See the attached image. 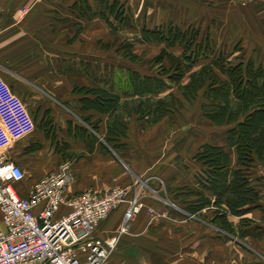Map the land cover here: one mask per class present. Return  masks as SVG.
Masks as SVG:
<instances>
[{
  "label": "crops",
  "instance_id": "1",
  "mask_svg": "<svg viewBox=\"0 0 264 264\" xmlns=\"http://www.w3.org/2000/svg\"><path fill=\"white\" fill-rule=\"evenodd\" d=\"M116 1L126 4L130 0ZM178 2L185 7L178 13L153 18L155 25L198 26L204 20L211 25L217 23V14L225 11L229 14L225 22L230 27L225 24L229 36L255 39L264 36V0L248 6L229 0ZM101 6H105L102 0H4L2 3L0 73L30 112L25 127L20 129L17 141L15 138L14 146L8 151V156L26 171V177L16 184L20 195L27 197L39 178L55 170L61 161L70 160L76 174L70 184L71 193L88 188L103 191L116 185L142 187L141 199L146 209L128 232L118 234L127 203L97 227L95 236L114 245L103 264H264V161L257 162L249 171L260 198L243 216L228 214L230 231L213 221L217 207L212 202L190 214L171 201L195 200L200 191L212 201L214 196L196 178L200 166L193 155L197 150L191 156L194 165L189 169L187 158L179 153L173 159L162 158L159 150L156 154L150 133L162 120L146 125L136 115L129 125L127 149H114L106 141L109 114L82 107L80 98L84 94L75 88L100 87L88 65L106 63L91 60L89 50H82L91 48L85 38H89L92 21L106 32L105 20L99 15L92 18L89 9L99 12L102 8L96 9ZM204 10L215 13L207 16ZM147 19L144 17L133 28L136 35L143 24L150 26ZM219 25L225 26L221 22ZM88 116L95 128L83 119ZM135 125L145 129L144 135L140 133L141 143L135 139L136 133L133 134ZM205 142L228 147L226 138L221 143ZM187 188L192 189L190 193ZM149 208L157 214L151 216ZM68 210L63 205L56 215ZM242 218L248 221L242 222Z\"/></svg>",
  "mask_w": 264,
  "mask_h": 264
},
{
  "label": "trees",
  "instance_id": "2",
  "mask_svg": "<svg viewBox=\"0 0 264 264\" xmlns=\"http://www.w3.org/2000/svg\"><path fill=\"white\" fill-rule=\"evenodd\" d=\"M102 3L108 13L101 11L99 15L110 27L117 29L119 25L129 28L136 26L134 16L124 4L108 0H102ZM190 27L191 25L187 26ZM187 28L174 23H162L153 27L143 24L135 38L139 43L164 44L161 54L163 53L171 62V66L178 71L175 75H169L168 80L159 75L129 69L126 70V80L131 91L129 93L126 90L121 95L115 90L114 82L117 81V71L122 69L107 62L97 64L94 68L89 64L88 69L92 77L101 86L75 88V91L84 94L80 98L84 109L109 114L106 141L112 148L123 150L127 149L126 140L133 116L137 115L139 121L147 125L156 124L168 115L179 113L185 102H194L203 93L202 97L207 101L201 104L204 116L217 126H227L225 138L228 147L205 142L193 155V159L200 166L196 178L204 188L212 191L214 199L212 201L200 191L195 200L181 203L175 199L171 201L190 214H195L212 202L217 207L213 212L216 215L213 221L231 231L228 214L243 216L255 207L260 198V192L250 179L249 171L257 162L264 161V65L256 63L253 59L234 62L221 53L219 57L210 58V62L201 68L193 69L198 56L202 54L201 51L213 47L209 39H195L193 46V42L187 39ZM179 45L185 48L183 54L166 52L167 48ZM119 52L125 59L133 62L139 60L131 42L125 43L119 48ZM203 54L210 56L206 52ZM187 75L189 80L182 82ZM108 81L111 82L110 85ZM169 81L178 83L177 92L171 90L173 88ZM127 95L137 101L132 106L126 104V107L131 109L126 115L120 116L119 109L123 104V97ZM83 119L92 127H96L91 122V117ZM190 190L192 189L187 188L188 193ZM145 209L144 207L140 214ZM241 220L248 221L245 218Z\"/></svg>",
  "mask_w": 264,
  "mask_h": 264
},
{
  "label": "built area",
  "instance_id": "3",
  "mask_svg": "<svg viewBox=\"0 0 264 264\" xmlns=\"http://www.w3.org/2000/svg\"><path fill=\"white\" fill-rule=\"evenodd\" d=\"M27 119V104L0 73V264H103L114 245L95 236L97 227L127 203L118 234L128 232L145 207L142 187L116 185L71 193L76 174L72 162L63 160L33 184L27 197L21 196L16 184L26 171L8 151ZM63 205L68 212L57 216ZM148 211L157 214L153 208Z\"/></svg>",
  "mask_w": 264,
  "mask_h": 264
},
{
  "label": "rangeland",
  "instance_id": "4",
  "mask_svg": "<svg viewBox=\"0 0 264 264\" xmlns=\"http://www.w3.org/2000/svg\"><path fill=\"white\" fill-rule=\"evenodd\" d=\"M108 1L113 2L116 0ZM131 1L135 3L133 4L131 3ZM178 1L179 0H141L138 3V0H130L129 2L125 1L126 4H123L127 7L129 13L132 14L134 12L135 16H138L137 20L134 17V20L136 21L135 25L138 26L139 24H141L143 18L145 17L146 19L148 18L147 20L149 22V25L154 26L156 24V21L153 20V18H157L158 16H162L164 14L167 15L168 13H178L179 9L185 7L183 5L179 6V3L182 2ZM205 1L212 2V0ZM229 1L232 3L248 6L258 0H253L248 3L238 2L236 0ZM187 8L190 9L194 7L187 6ZM100 9L101 11H106L108 13L105 6H101L96 10L99 11ZM101 11L95 12L94 9H91V17L93 18L99 15ZM204 13H207L208 16L211 15V13L213 15L215 12H212L211 10H204ZM217 16V23L221 22V25L228 24L225 23L229 20L228 13H225V11H223L217 14ZM111 20L115 23V25L118 26V23L115 22L113 17H111ZM91 23L92 29L89 38H85L89 40L91 48H82V50H89L91 60L101 62L105 61L109 64H114L119 69H122L121 71H117V81L114 82L115 90L121 95H123L126 90L129 93L131 91V87L126 80V70L137 69L142 73L159 75L166 79L169 77V75H175L178 73L175 67L171 66V62L169 61V59L166 58V56L164 57L163 53L161 54V51L164 48V44H146L137 42L135 40V38H137V35L133 28L123 27L119 25L117 29H114L110 27L106 22V32H104L102 31V27H98V24H93V21ZM217 23H213L210 25L208 24V21L204 20L202 25L197 26L193 24L190 28H187L186 25L182 26L183 28H187V30L189 29L187 39L193 42V46H195V39L204 41H207L209 39L211 40V44L213 47L210 48V50L201 51L202 54L198 56V60L193 65V69L201 68L202 65L210 62V58L219 57V55H222L221 53L229 58L228 60L234 62L242 60L248 61L249 59H253L256 61V63L264 65V36L257 39L251 36H248L247 38H234L229 36L226 25H219L220 27H218ZM240 24H242L241 21ZM228 28L230 29L229 24ZM194 35H196V38L194 37ZM257 41L262 42V45H258ZM130 42L132 44L133 51L139 56V60L136 62L123 58L119 52V48H121L125 43ZM166 50L167 53L171 52L176 55H181L183 54L185 48L183 47V45H179L174 48H167ZM203 52L210 54V56H205ZM159 54H161V57L159 56ZM97 64L98 63L94 65L92 64L93 68L97 66ZM188 80L189 77L187 75L182 80V82L186 83ZM169 82L171 87L177 92L178 83H174L173 81ZM110 84L111 82L108 81V85ZM128 95L123 97V104L119 109L120 116L126 115L128 110L131 109L130 107H126V104L129 103V106L136 104L137 100ZM202 96L203 93H201L198 100L191 103L185 102L184 108L181 109L179 113L168 115V117L162 120L158 125H155V128L150 133V139L154 141V151L157 155L159 154V150L161 157L163 156L162 158L168 159L170 157L171 159H173L176 156L178 157L179 153L180 157L182 156L187 158L186 167L188 169L193 167L194 165L191 156L203 141L205 142L207 140H211L221 143L226 137L227 126H217L204 116L201 109V104L207 101L205 97ZM28 113L30 115L29 110ZM130 121L133 122L134 119L132 118ZM134 129L135 130L133 134L136 133L135 139L139 143H141L142 137L140 133H143L144 135L143 130L145 129H143V126L137 125H135ZM18 136L19 133H16V137ZM15 146V149L18 150V145L15 144Z\"/></svg>",
  "mask_w": 264,
  "mask_h": 264
}]
</instances>
